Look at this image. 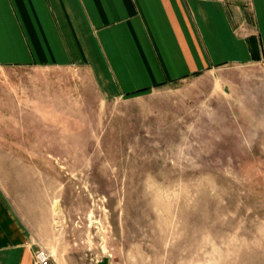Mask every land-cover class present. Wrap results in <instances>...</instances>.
I'll list each match as a JSON object with an SVG mask.
<instances>
[{"label": "rangeland", "instance_id": "1", "mask_svg": "<svg viewBox=\"0 0 264 264\" xmlns=\"http://www.w3.org/2000/svg\"><path fill=\"white\" fill-rule=\"evenodd\" d=\"M0 168L39 187L59 264H264V65L121 98L0 68Z\"/></svg>", "mask_w": 264, "mask_h": 264}, {"label": "crops", "instance_id": "2", "mask_svg": "<svg viewBox=\"0 0 264 264\" xmlns=\"http://www.w3.org/2000/svg\"><path fill=\"white\" fill-rule=\"evenodd\" d=\"M252 63L264 65V0H0V68L86 69L109 98ZM7 169L0 264H35L50 215L26 168Z\"/></svg>", "mask_w": 264, "mask_h": 264}, {"label": "built area", "instance_id": "3", "mask_svg": "<svg viewBox=\"0 0 264 264\" xmlns=\"http://www.w3.org/2000/svg\"><path fill=\"white\" fill-rule=\"evenodd\" d=\"M35 264H59L53 254L45 248H39L34 253Z\"/></svg>", "mask_w": 264, "mask_h": 264}]
</instances>
